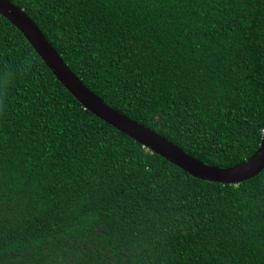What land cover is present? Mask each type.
<instances>
[{"label": "trees", "instance_id": "1", "mask_svg": "<svg viewBox=\"0 0 264 264\" xmlns=\"http://www.w3.org/2000/svg\"><path fill=\"white\" fill-rule=\"evenodd\" d=\"M114 108L207 164L264 134V0H11ZM0 264H264V170L200 179L84 105L0 13Z\"/></svg>", "mask_w": 264, "mask_h": 264}, {"label": "water", "instance_id": "2", "mask_svg": "<svg viewBox=\"0 0 264 264\" xmlns=\"http://www.w3.org/2000/svg\"><path fill=\"white\" fill-rule=\"evenodd\" d=\"M0 13L18 27L57 78L85 108L128 134L153 153L165 157L194 177L214 182L239 183L264 170V134L258 149L242 163L230 167L207 164L167 137L114 108L91 90L69 67L22 7L11 0H0Z\"/></svg>", "mask_w": 264, "mask_h": 264}, {"label": "clouds", "instance_id": "3", "mask_svg": "<svg viewBox=\"0 0 264 264\" xmlns=\"http://www.w3.org/2000/svg\"><path fill=\"white\" fill-rule=\"evenodd\" d=\"M264 131V130H263Z\"/></svg>", "mask_w": 264, "mask_h": 264}]
</instances>
